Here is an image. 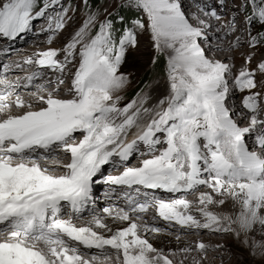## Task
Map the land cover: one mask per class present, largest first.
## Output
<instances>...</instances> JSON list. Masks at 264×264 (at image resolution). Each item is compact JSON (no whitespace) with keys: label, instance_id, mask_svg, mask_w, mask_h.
Segmentation results:
<instances>
[{"label":"snow or ice","instance_id":"snow-or-ice-1","mask_svg":"<svg viewBox=\"0 0 264 264\" xmlns=\"http://www.w3.org/2000/svg\"><path fill=\"white\" fill-rule=\"evenodd\" d=\"M29 32L48 46L9 59ZM0 41V264H174L158 220L264 260V0H0Z\"/></svg>","mask_w":264,"mask_h":264},{"label":"bare ground","instance_id":"bare-ground-1","mask_svg":"<svg viewBox=\"0 0 264 264\" xmlns=\"http://www.w3.org/2000/svg\"><path fill=\"white\" fill-rule=\"evenodd\" d=\"M182 3H184L185 7L187 8V4H188L187 1L182 0ZM44 41H45L44 38H41V36L39 37L35 36L33 32L22 34L21 38H17L10 45L13 49L16 50V52L14 55L10 56L9 59H16L18 57L28 55L29 53L35 51L38 48L39 49L45 48L47 45ZM55 43H58V39L55 40ZM52 46H59V45L53 44ZM30 71H31V68L28 67V68H25L23 71L19 73L18 72L13 73L12 75L16 76V75H19L20 73H22L21 75H24L25 74L24 72H30ZM64 87H67V85H64L63 89ZM27 91L29 90H26L25 92L22 93L25 99L29 98L27 95ZM133 158L137 159V162H138V157L133 156L130 158V160ZM64 159L66 161L67 157H64ZM135 164L136 163L134 164L131 163V165H135ZM108 170H109L108 167L105 166L104 167L105 174H107L106 172ZM117 172L118 171L116 170V173ZM104 191H105V186L102 185L100 187V184L95 189L96 195L100 194V192L104 193ZM193 194H195V198H193L194 197L192 196ZM197 195L198 193L194 192V193L187 195L185 198L191 201H195ZM121 205L123 206V204ZM193 208H195V205H193ZM210 209L215 211L213 208H210ZM220 210L221 211H233L230 204ZM150 212H153V214ZM193 214H195V212H193ZM154 215H155L154 209L149 210V214H147L145 219L150 220ZM141 222H143V220ZM155 226L163 229V231L160 234H158L156 238L152 240V243L154 244L155 247L160 248V249H165L168 252H169V249H172L173 251H175L178 247L179 248L185 247V241L191 244L199 240L207 244H211V245L223 243L225 245L224 249L228 250V253L223 252L224 255L218 256V257H211L210 255H207V257L205 258V264H264V260H262L260 257L253 258L249 254L248 248L245 247L243 244H241L231 234L223 235V236H215L214 234H210L208 231L182 232V231H178L175 225H173L172 227H167L165 222H163L162 220H158ZM249 236H250V239L254 236V238L257 241L264 240V230H259V229L254 230V232L250 233ZM177 237H179V244L177 243V239H176ZM219 252H221V250H213L212 254L218 255ZM108 255H109V258L106 261H104V264H118L116 260V254L113 255L112 252H109ZM197 255H200V258H197L196 257ZM172 256H173L174 264H179L180 260H183L184 264H192L194 258L201 261L203 259L202 257H204L203 255H201L200 252H196V251H193L191 253H178L177 255H172ZM218 258H220V260Z\"/></svg>","mask_w":264,"mask_h":264},{"label":"rangeland","instance_id":"rangeland-1","mask_svg":"<svg viewBox=\"0 0 264 264\" xmlns=\"http://www.w3.org/2000/svg\"><path fill=\"white\" fill-rule=\"evenodd\" d=\"M67 2V0H65ZM73 3H78V0H73ZM81 20V12L79 10H77V12L75 13V19L73 20V23L72 25L70 26L69 30H71L72 27H75ZM40 22L39 21H36L35 24H39ZM34 33V32H33ZM67 35V32H64L62 33L61 35H59L57 37L58 39V43H54L55 45H60V43L63 41L64 37ZM41 38H44L45 39V36L44 35H41ZM47 45V44H46ZM48 46V45H47ZM46 46V47H47ZM149 55L150 53L145 50L143 51L139 58L137 59H133V57H129V63L125 66V69H122V70H127V71H130V72H133L134 73V76H133V80H132V86L127 90V92L125 93V96L126 98H130V96L128 95V93L130 94L135 88H137L138 86V82L140 80V78L144 75V72H145V69L147 67V64H148V58H149ZM19 73V72H18ZM22 73H20L19 75H21ZM63 87L61 88V92H63ZM131 163L134 164V163H137V159H131ZM109 172V170L107 171ZM106 172V173H107ZM112 173H116V171H112ZM109 174V173H107ZM199 191H205V189L202 188L199 189ZM103 194H98L97 196L100 197L102 196ZM192 196H194L193 198H195V194H193ZM103 203L104 201L101 199L99 200V204L101 206H103ZM122 206V205H121ZM210 208H213L215 211L217 212H220V208H216L214 206H210ZM153 214V212H150ZM149 214V212L147 213ZM151 215V214H150ZM211 234V233H210ZM215 236H223V235H220V234H215ZM194 247V244L195 243H191ZM213 250H221V252H219V254H212V251ZM163 252L165 255H168L170 259H173V256L168 252L166 251L165 249H163ZM223 252H226L228 253V250L227 249H224V248H210L208 249L205 253H201V255L204 256V258L200 261V264H205V258L207 257V255H210L211 257H218V256H222L224 255ZM113 253V252H112ZM197 258H200V255H197L196 256ZM220 260V258H218Z\"/></svg>","mask_w":264,"mask_h":264},{"label":"trees","instance_id":"trees-1","mask_svg":"<svg viewBox=\"0 0 264 264\" xmlns=\"http://www.w3.org/2000/svg\"><path fill=\"white\" fill-rule=\"evenodd\" d=\"M95 2H99V0H95ZM156 71H157V72L159 71V66H157ZM145 79H148V75L144 72V75L140 78L139 82H142V81L145 80ZM135 90H136V88H135L130 94L128 93V95H129V96L134 95ZM111 174H113V173H111Z\"/></svg>","mask_w":264,"mask_h":264}]
</instances>
